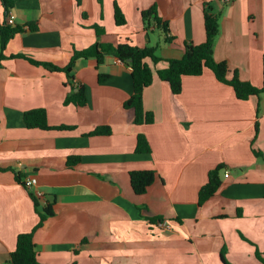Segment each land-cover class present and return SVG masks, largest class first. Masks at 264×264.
I'll return each instance as SVG.
<instances>
[{
    "label": "crops",
    "instance_id": "0c3cea01",
    "mask_svg": "<svg viewBox=\"0 0 264 264\" xmlns=\"http://www.w3.org/2000/svg\"><path fill=\"white\" fill-rule=\"evenodd\" d=\"M209 1L219 14L214 60L226 63L228 79L236 73L261 88L264 0ZM114 3L123 26L115 25ZM152 5L176 41L145 30L141 12ZM9 13L14 25L36 30L15 35L4 54L58 67L96 42L157 47L168 60L183 56V42L205 41L202 0H13ZM6 18L0 2V24ZM72 75L71 85L85 88L83 107L63 105L71 90L64 74L23 58L1 61L0 264L17 236L33 230L41 264H223L221 254L229 264H264V94L238 100L210 69L183 77L179 95L154 76L143 92L154 121L138 126L123 107L132 95L129 66L112 57L79 60ZM33 109H44L50 126L74 129H27L22 116ZM98 127L110 135H88ZM140 134L149 154L135 153ZM69 157L80 161L69 167ZM220 164L217 192L198 206L207 173ZM141 170L155 171L156 180L136 195L129 173ZM17 177H35L41 206L53 202V215L36 229L38 213Z\"/></svg>",
    "mask_w": 264,
    "mask_h": 264
},
{
    "label": "trees",
    "instance_id": "16d2710c",
    "mask_svg": "<svg viewBox=\"0 0 264 264\" xmlns=\"http://www.w3.org/2000/svg\"><path fill=\"white\" fill-rule=\"evenodd\" d=\"M5 15L13 7V0H0ZM101 4V0H98ZM203 6V19L205 30V41L201 44H192L183 42V56L180 59L163 60L157 55V47H137L128 42L120 43L117 45L102 44L99 42L82 49L80 51H73L68 64L65 67H58L51 63L39 62L31 58L24 57L23 55H10L6 56L4 51L7 43L18 34H21L25 29L35 31L36 27L33 24H28L25 28L20 25H7L6 23L0 24V66L1 61L7 58H23L29 61L34 66H41L51 73L64 74L67 83L70 85L71 90L66 95L63 105H74L76 107H83L87 102V95L85 88L80 85L74 87L71 85L73 80V69L79 60L94 59L97 65L104 62L107 57H112L126 64L131 69L132 76V95L123 104L125 109L133 110L134 124L146 125L154 121L153 114L146 111L143 107V92L152 83L154 76L159 80L167 83L173 95H179L182 90L183 77H198L205 69H210L217 81L230 86L238 100H247L251 96H258L264 94V56H263V86L256 88L250 83L241 81L235 73L231 79L227 78V65L225 62H216L213 58L214 39L219 33V14H215L211 10L209 0H202ZM141 19L145 30L151 27L160 30L164 35V41L172 43L176 39L169 36V24L163 21L158 13L155 5L141 12ZM114 20L116 26H123L125 18L116 3H114ZM94 30L97 36L103 33V29L95 26ZM159 63L165 64V68L156 69ZM107 75H99L98 82L102 83L107 79ZM76 89V91H74ZM22 121L27 129L39 130H73L71 126H50L47 121V114L44 109H33L24 112ZM111 130L108 127H98L89 136H108ZM151 151L147 139L144 135L137 136L135 153L136 154H149ZM256 155H260L256 153ZM261 156V155H260ZM80 161L79 157H69L67 165L69 167L75 166ZM222 164L215 166L207 173L206 182L200 187L198 191L197 203L198 206L203 205L217 192L221 182L219 174L223 170ZM156 180V173L152 170L131 171L129 173L130 186L136 195H142L146 192L147 188ZM17 181L21 183L19 177ZM22 184V183H21ZM33 201L34 208L39 216L37 226L40 227L43 222L53 215V202L45 203L41 206L40 199L30 193ZM33 231L23 233L17 236L15 249L11 252L7 264H41L37 260L36 247L33 241ZM221 261L223 264H229L223 254H221Z\"/></svg>",
    "mask_w": 264,
    "mask_h": 264
},
{
    "label": "built area",
    "instance_id": "2783aa9c",
    "mask_svg": "<svg viewBox=\"0 0 264 264\" xmlns=\"http://www.w3.org/2000/svg\"><path fill=\"white\" fill-rule=\"evenodd\" d=\"M225 1H228V0H225ZM14 19H15V17L11 13H9L7 15L5 23L7 25L13 26L14 25ZM224 176L227 177L228 174H225ZM21 183L27 191H29L30 193H32L33 195H35L39 199L42 198L43 194L35 189V187L37 185V179L35 177L26 178Z\"/></svg>",
    "mask_w": 264,
    "mask_h": 264
}]
</instances>
